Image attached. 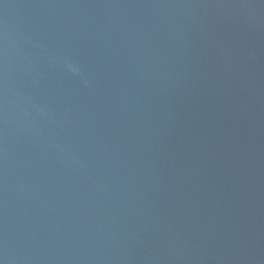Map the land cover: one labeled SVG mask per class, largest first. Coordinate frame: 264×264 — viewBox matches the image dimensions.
Returning a JSON list of instances; mask_svg holds the SVG:
<instances>
[{"label": "water", "instance_id": "water-1", "mask_svg": "<svg viewBox=\"0 0 264 264\" xmlns=\"http://www.w3.org/2000/svg\"><path fill=\"white\" fill-rule=\"evenodd\" d=\"M0 264H264V0H0Z\"/></svg>", "mask_w": 264, "mask_h": 264}]
</instances>
